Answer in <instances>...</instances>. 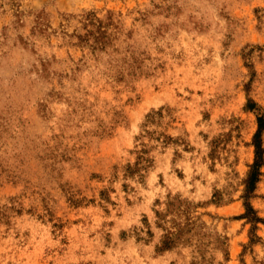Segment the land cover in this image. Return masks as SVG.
I'll list each match as a JSON object with an SVG mask.
<instances>
[{"label":"rangeland","instance_id":"rangeland-1","mask_svg":"<svg viewBox=\"0 0 264 264\" xmlns=\"http://www.w3.org/2000/svg\"><path fill=\"white\" fill-rule=\"evenodd\" d=\"M0 264H264V0H0Z\"/></svg>","mask_w":264,"mask_h":264},{"label":"trees","instance_id":"trees-1","mask_svg":"<svg viewBox=\"0 0 264 264\" xmlns=\"http://www.w3.org/2000/svg\"><path fill=\"white\" fill-rule=\"evenodd\" d=\"M257 147H258L257 149H259V150H258V153H259V152H260V146L257 145Z\"/></svg>","mask_w":264,"mask_h":264}]
</instances>
